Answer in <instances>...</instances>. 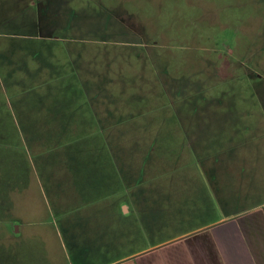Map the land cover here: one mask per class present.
Segmentation results:
<instances>
[{"label":"rangeland","instance_id":"obj_1","mask_svg":"<svg viewBox=\"0 0 264 264\" xmlns=\"http://www.w3.org/2000/svg\"><path fill=\"white\" fill-rule=\"evenodd\" d=\"M18 1L0 0V264L168 237L169 190L204 198L205 171L226 213L264 211V0Z\"/></svg>","mask_w":264,"mask_h":264},{"label":"crops","instance_id":"obj_2","mask_svg":"<svg viewBox=\"0 0 264 264\" xmlns=\"http://www.w3.org/2000/svg\"><path fill=\"white\" fill-rule=\"evenodd\" d=\"M57 1L42 0L39 1V4L41 2L44 4L42 9L45 11L49 3ZM18 2H23V0ZM24 2L31 3L33 0ZM46 3L48 4L46 5ZM0 18L6 20L11 17L5 12V14H0ZM201 175L205 179V187L201 190V193H204L205 196L202 199H196L192 189L185 190L190 191L188 194L180 188L169 190L170 196L173 195L176 210H169L167 215L169 219L168 237L156 235L147 242V245L143 246L141 244L139 246L136 242L139 234L129 236L134 246L130 252L116 258L110 257L114 247L111 243L91 245L92 252H97V254L93 256L94 261L89 263L83 261L82 255L78 252L80 247L74 242L73 249L77 252L75 254L76 263L264 264V211L226 213V208H228L227 191L219 181L218 172L210 170L202 172ZM186 195L187 198L179 197ZM182 200L191 205V208L189 207L187 211L189 213L183 210V207L180 208ZM200 205H203L204 208H197ZM120 208L123 209L121 213L123 216L129 213L126 205L122 204ZM112 227H105V240L113 238L114 230ZM115 233L118 234L119 232L115 230ZM119 235H122V233ZM41 239L46 244L47 237H41ZM60 247L64 250V243ZM44 249L47 250L48 256L46 262L41 260V264H64L63 260H59L57 257L58 252L54 246L45 247ZM69 264L74 263L70 262Z\"/></svg>","mask_w":264,"mask_h":264}]
</instances>
